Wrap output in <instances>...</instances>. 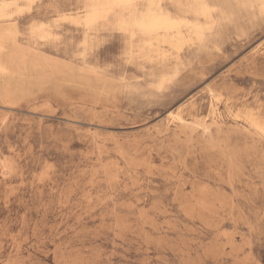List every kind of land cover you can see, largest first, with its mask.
<instances>
[{"label": "rangeland", "instance_id": "rangeland-1", "mask_svg": "<svg viewBox=\"0 0 264 264\" xmlns=\"http://www.w3.org/2000/svg\"><path fill=\"white\" fill-rule=\"evenodd\" d=\"M87 1L0 0V264H264L259 9Z\"/></svg>", "mask_w": 264, "mask_h": 264}, {"label": "snow or ice", "instance_id": "snow-or-ice-1", "mask_svg": "<svg viewBox=\"0 0 264 264\" xmlns=\"http://www.w3.org/2000/svg\"><path fill=\"white\" fill-rule=\"evenodd\" d=\"M32 2L35 4V0H32ZM105 6L110 7L113 9H125V10H135L141 7L140 4L137 3V0H104ZM42 7L43 5H39ZM98 6L96 2L89 3L86 6L87 16L84 20V24L86 27H90L95 20V13L94 9ZM232 6L235 7H241V8H253L259 9V14L261 17H264V0H234V4ZM147 7L150 8H156L159 9V5L153 2L150 5H147ZM172 7L175 8H182L185 7L184 0H176V3L172 5ZM200 7L204 8L206 11L211 12L213 9L209 7L206 3H201ZM220 6H217V10ZM175 23V22H173ZM142 27V26H141ZM37 29L33 27V32H35ZM6 71L3 64H0V73H4Z\"/></svg>", "mask_w": 264, "mask_h": 264}, {"label": "bare ground", "instance_id": "bare-ground-1", "mask_svg": "<svg viewBox=\"0 0 264 264\" xmlns=\"http://www.w3.org/2000/svg\"><path fill=\"white\" fill-rule=\"evenodd\" d=\"M95 1L96 0H88L86 6L89 3H92ZM86 16H87V14L85 16H83L84 19L86 18ZM173 22H175V23H173ZM141 24H142L143 32L151 33L153 30L159 29L161 27H165L167 29L174 28L175 26L179 25V22L177 19L171 18L169 16L154 14V15L149 16L146 20H142ZM85 33H86L85 36H88L86 31H85ZM0 37H3V36H0ZM172 42H173V40H172ZM1 49H4V48H1ZM2 54H3V57H1V58H3V59L1 60L2 63H0V64H3L5 69H7V70L13 69L14 70L13 73H15V71H17V70L22 71V72H25L27 70L25 59H23V58H19L18 60H16L18 63L16 68L13 66V64L9 65L10 67H7V65H5V64H8V58L9 57H7L6 54H4V53H2ZM5 59H7V61H5ZM14 61H15V59H14ZM12 88H13V86H12L11 81L9 79L7 82H5L4 90L7 92H11ZM251 122L258 131H260L264 134V125L262 123H260L256 119H252Z\"/></svg>", "mask_w": 264, "mask_h": 264}]
</instances>
